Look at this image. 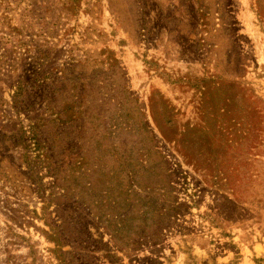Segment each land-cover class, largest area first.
Returning <instances> with one entry per match:
<instances>
[{
  "label": "rangeland",
  "instance_id": "374dc122",
  "mask_svg": "<svg viewBox=\"0 0 264 264\" xmlns=\"http://www.w3.org/2000/svg\"><path fill=\"white\" fill-rule=\"evenodd\" d=\"M0 264H264V0H0Z\"/></svg>",
  "mask_w": 264,
  "mask_h": 264
}]
</instances>
